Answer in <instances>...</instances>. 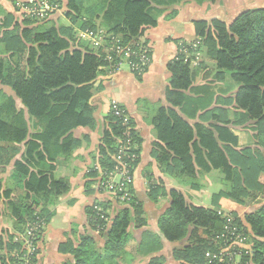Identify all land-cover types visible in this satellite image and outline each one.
I'll return each mask as SVG.
<instances>
[{"label":"trees","instance_id":"16d2710c","mask_svg":"<svg viewBox=\"0 0 264 264\" xmlns=\"http://www.w3.org/2000/svg\"><path fill=\"white\" fill-rule=\"evenodd\" d=\"M178 1L188 0H68L65 16L83 34L101 30L106 38L117 39L119 45L135 48L143 30L156 26L163 13L160 8ZM54 2L58 11L42 21L22 18L23 29L9 13H4L0 22V85L13 94L7 96L0 91V219L6 217L12 222L8 241L0 238V252L5 251V255H0V264L14 263L13 252L22 248L20 242L14 243L15 233H21L27 223L41 222L43 235L52 216L50 208L69 191L66 179L54 177L56 160L70 156L78 146L71 136L74 129L95 127L89 101L98 68L107 65L105 53L102 49H73L72 28L50 23L62 11L60 0ZM25 5L29 3L26 1ZM16 11L20 12L18 8ZM193 29L215 69L230 73L238 86L233 100L240 111L237 124L254 123L260 136L254 138L257 148L238 149L229 123L209 128L188 123L201 112H205L200 117L204 122L214 115L205 111L210 105L205 101L207 87L193 86L191 58L178 54L167 65L170 79L165 100L169 107H158L151 121L158 142L163 144L155 145L152 157L163 173L190 188H196L197 172L219 171L224 176L225 190L213 196V204L225 198L241 206L263 192L264 182L260 183V178L264 176V8L245 11L229 25L219 20L195 21ZM183 49H188L186 44H182ZM3 56H7V61ZM146 70L134 75L140 78ZM15 100L22 109H17ZM106 122L98 157L85 175L86 193L102 179L97 166L103 174L113 170L119 151L117 142L125 132L112 111ZM131 136L139 148L141 140L136 132L131 131ZM136 155L132 174L138 164ZM18 156L20 159L16 160ZM9 166L12 169L5 176ZM128 189L131 197L127 205H119L113 215L107 213L109 201L98 200L85 208L87 226L83 234L68 238L58 247L59 253L69 256L63 264H126L122 257L130 241L135 242L138 258H145L160 252L162 239L178 242L186 238L187 246L176 251V260L206 264L205 253L215 252V238L225 225L223 213L195 207L181 193L166 192L153 185L148 190L149 198L158 207L160 198L166 199V204L160 206L164 207L157 219L158 233H152L145 229L146 221L133 196L132 183ZM230 215L233 226L242 228L250 246L245 262L264 264V205L244 217L249 230L234 213ZM136 230H143L139 243L133 237ZM36 245V253L30 257L32 264H36L39 251V244ZM163 262L161 256H153L143 264Z\"/></svg>","mask_w":264,"mask_h":264},{"label":"crops","instance_id":"0c3cea01","mask_svg":"<svg viewBox=\"0 0 264 264\" xmlns=\"http://www.w3.org/2000/svg\"><path fill=\"white\" fill-rule=\"evenodd\" d=\"M67 1L60 0L62 11L55 14L50 23L56 27L72 28L73 49L81 51L89 49L96 52L97 50L92 47L87 37L66 18ZM260 8H264V0L178 1L174 5L160 8L163 13L158 17L156 26L145 28L141 33L140 41L146 44L151 63L140 78H137L125 63L113 71L107 65L98 68L99 72L89 101L95 127L74 129L71 136L78 141V146L70 156L59 157L56 160L54 177L66 179L69 182V191L50 208L52 216L39 242L36 264H63L69 260V256L59 253L58 247L68 238H76L75 236L72 238V232L75 235L83 234L87 226L84 210L95 201H109L112 213L120 209L117 203H112L110 199L98 194L93 186L88 193L84 187L87 170L98 157L97 149L101 135L107 127L106 118L112 104H117L125 110L136 135L141 140L138 148V164L133 172L132 191L134 198L142 207L146 230L158 233L157 219L161 214L160 210L164 207L160 206L166 201L160 198L158 207L149 198L148 190L153 185L162 187L166 192L175 190L181 193L186 202L195 207L234 213L239 210L240 205L225 198H221L217 205L213 204V196L225 190L224 176L219 171L206 174L197 172L194 180L196 188L182 185L162 172V168L153 159L152 152L155 145L163 146V144L158 142L151 121L158 107H169L165 100V91L170 79L167 65L181 54L182 44H186L189 47L183 49V53L186 50L190 51L187 56L191 58L189 69L193 77V86L207 87L205 101L210 105L205 111H210L214 115L208 122H204L200 117L205 112H201L188 123L191 126L199 124L205 128L220 126L224 122L229 123L228 127L237 138L238 149L255 150L257 148L254 138L260 136L254 123L237 124V115L240 111L235 108L233 100L238 86L232 81L230 73L215 69L214 61L207 55L206 48L201 45L200 39L195 36L193 22L219 20L229 25L241 13ZM4 13L11 14L20 29L24 28L22 12L15 11L10 0H0V22ZM3 57L7 61V56ZM19 159L20 156L16 157V160ZM11 169L12 166L7 168L5 176ZM260 179L264 182V176ZM18 195L19 192L15 194V196ZM142 232L143 230L134 231L133 237L136 243H139ZM161 243L162 248L158 254L147 255L145 258H138L136 255L137 260L133 264H143L153 256H161L163 264H185L176 260L175 254L176 251L187 246L188 238L178 242H166L162 239Z\"/></svg>","mask_w":264,"mask_h":264},{"label":"built area","instance_id":"2783aa9c","mask_svg":"<svg viewBox=\"0 0 264 264\" xmlns=\"http://www.w3.org/2000/svg\"><path fill=\"white\" fill-rule=\"evenodd\" d=\"M17 1V0H16ZM29 6L23 5L20 11L24 18L44 20L52 13L58 11L59 6L52 2L54 0L28 1ZM25 1V2H26ZM95 50L100 48L105 53L104 61L110 69H117L121 64H126L133 74H142L151 63L149 50L143 41H139L135 48L127 45H119L117 39L106 38L101 30L95 33L89 32L84 34ZM183 50L180 51L183 54ZM120 59L119 61L116 59ZM110 111L115 117H118L125 127L122 140L118 139L119 151L114 158L115 166L109 173H101L98 166L96 167L101 176L98 189H103L108 194L115 196L116 202L120 206L127 205L131 194L129 186L132 183V163L137 158V145L132 140L131 131H134L129 115L117 104H112ZM98 211L100 209H97ZM221 213H219L220 215ZM225 225L222 231L215 238V252H206V264H251L245 262L248 254L249 245L247 244L246 234L241 229L233 226L234 220L225 214L222 217ZM42 225H32L25 234L16 236L15 242L22 244L20 255L16 256V264H32L31 256L36 252V239L41 231ZM39 228V230H38Z\"/></svg>","mask_w":264,"mask_h":264},{"label":"rangeland","instance_id":"374dc122","mask_svg":"<svg viewBox=\"0 0 264 264\" xmlns=\"http://www.w3.org/2000/svg\"><path fill=\"white\" fill-rule=\"evenodd\" d=\"M26 0H10V2L12 3V5H13V7H14V9H15V11H16V8H18L19 10H20V8L23 6V5H25L26 4V2H25ZM28 1H38V0H28ZM52 2H54V1H52ZM55 3V2H54ZM20 7V8H19ZM22 14V13H21ZM22 16V18L23 19H26V18H24V16L23 15H21ZM187 47H189V46H187ZM190 47H191V45H190ZM98 50L97 51H100V48H97ZM103 51V50H102ZM184 54V58L185 59H187L189 56H187V55H189L190 54V51L189 50H186V52L185 53H183ZM0 91L2 92V93H4V94H6L7 96H8V94H12L11 92H10V89L8 88V87H6V86H1L0 85ZM13 95V94H12ZM15 104H16V107H17V109H22V107H21V105H20V103H19V101L18 100H15ZM137 149H138V146H137ZM138 154V153H137ZM263 181L262 180H260V183H262ZM93 186V189L95 190V191H97V187H99V183H97V184H94V185H92ZM92 186L90 187V189L92 188ZM90 189H89V191H90ZM263 191V192H262ZM262 193H259V194H257L256 195V197H254V198H251V199H248V200H245V202H244V205H241L240 206V208H239V210L238 211H236L235 213L234 212H232V211H220V213H223V214H225L226 216H228V217H231V218H233L231 215H230V213H234L235 215H236V217L238 218V219H240V221L242 222V224L246 227V229H248L249 230V227H248V225L245 223V221H244V217L247 215V214H249V213H252V212H255V211H257L260 207H262L263 205H264V183H263V189H262ZM98 193L100 194V195H102V197H106V199H110V201L113 203H116V200H115V196H112V195H110V194H108L107 192H105V190H103V189H98ZM16 194V193H15ZM14 194V195H15ZM16 197V196H15ZM100 201H103V200H100ZM208 201H210V199H208ZM103 202H106V201H103ZM118 204V203H117ZM119 205V204H118ZM107 213H109L110 215H113L114 213H112V208L111 207H109V209L107 210ZM0 222H1V226H0V238L1 239H3V241L5 240V242H7L8 241V239H7V236H8V233L10 232V230L12 229V222H11V220H9V219H7L6 217H2V219H0ZM40 225L41 226V222H39V223H37V224H35V223H27V225H28V227L26 226L25 228H24V230L21 232V233H15V235L16 236H18V235H20V234H25L27 231H28V229L32 226V225ZM30 225V226H29ZM44 226V225H43ZM45 227V226H44ZM44 227H43V229H44ZM20 229H23V227L22 228H20ZM38 230H39V228H38ZM42 230V229H41ZM39 232L41 233L42 231H40L39 230ZM40 233L38 234V236H36L35 237V239H36V244L38 243L39 244V242L41 241V238H42V236L40 235ZM74 236H75V233H72V238H74ZM76 237V236H75ZM16 238V237H15ZM15 238H14V243H17V242H15ZM75 239V238H74ZM77 240V239H76ZM249 245V244H248ZM251 245V244H250ZM36 248H37V245H36ZM135 249H136V246H135V243H133V241H130L126 246H125V248H124V253H125V255H124V257H122L123 259H124V261L126 262L127 261V263L128 264H133L134 263V261H136L137 260V256H136V253H135ZM5 253V251H4V249L0 252V255H5L4 254ZM20 253H21V249H20V247H18V249H17V252H13V254H14V263H12V264H16V260H15V258H16V256H18V255H20ZM36 253V252H35ZM126 263V264H127Z\"/></svg>","mask_w":264,"mask_h":264}]
</instances>
